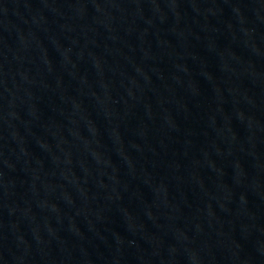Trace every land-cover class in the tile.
<instances>
[{
    "label": "water",
    "instance_id": "95a60500",
    "mask_svg": "<svg viewBox=\"0 0 264 264\" xmlns=\"http://www.w3.org/2000/svg\"><path fill=\"white\" fill-rule=\"evenodd\" d=\"M0 264H264V0H0Z\"/></svg>",
    "mask_w": 264,
    "mask_h": 264
}]
</instances>
